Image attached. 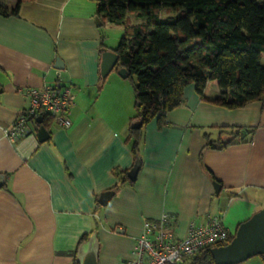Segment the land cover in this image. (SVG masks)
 <instances>
[{"label":"crops","instance_id":"1","mask_svg":"<svg viewBox=\"0 0 264 264\" xmlns=\"http://www.w3.org/2000/svg\"><path fill=\"white\" fill-rule=\"evenodd\" d=\"M97 16L95 0H31L18 14L0 16V264H74L82 236L94 231L99 264H125L145 222L164 213L183 238L191 222L213 216L235 233L264 209V103L229 109L203 100L194 84L164 125L148 122L135 183L120 185L119 173L136 156L129 131L123 133L129 116L122 122L117 112L119 83L111 75L118 69L101 75L102 52L116 47L106 44V21L99 16L98 25ZM58 84L74 94L72 127L32 122L30 135L10 142L4 128L29 106L26 88ZM219 94L209 82L206 96ZM232 129L240 135L221 147ZM108 190L115 194L102 206Z\"/></svg>","mask_w":264,"mask_h":264},{"label":"trees","instance_id":"2","mask_svg":"<svg viewBox=\"0 0 264 264\" xmlns=\"http://www.w3.org/2000/svg\"><path fill=\"white\" fill-rule=\"evenodd\" d=\"M27 1L31 0H18L10 6L8 0H0V16L18 14ZM95 1L103 21L123 27L118 46L111 49L119 56L115 70L125 68L129 79L136 77V118L142 117L144 123L157 117L159 126L164 125L166 114L183 104L190 84L203 100L229 109L253 101L264 103V0ZM164 8L176 13L161 17ZM130 15L143 21L134 23ZM209 82L220 90L214 99L206 96ZM37 123L45 128L52 125L45 114ZM235 129L225 132L231 140L224 144L220 139L221 147L238 138L241 130ZM142 136L141 129L130 128L135 156L139 155ZM119 174L121 186L135 183L127 172ZM91 234H84L81 243ZM234 237L235 233H230L228 242L220 245H227ZM213 247L200 251L189 264H215ZM74 264H79L76 259Z\"/></svg>","mask_w":264,"mask_h":264},{"label":"built area","instance_id":"3","mask_svg":"<svg viewBox=\"0 0 264 264\" xmlns=\"http://www.w3.org/2000/svg\"><path fill=\"white\" fill-rule=\"evenodd\" d=\"M25 95L29 106L4 128V135L10 142L30 135V124L37 123V118L44 114L58 128L72 127L75 98L71 87L60 84L28 87ZM172 218V214L164 213L157 220H147L125 264H189V260L203 249L228 242L231 232L221 216H213L204 224L191 222L183 238L173 231Z\"/></svg>","mask_w":264,"mask_h":264},{"label":"water","instance_id":"4","mask_svg":"<svg viewBox=\"0 0 264 264\" xmlns=\"http://www.w3.org/2000/svg\"><path fill=\"white\" fill-rule=\"evenodd\" d=\"M98 25H101L99 16L96 17ZM119 62L118 54L111 49H107L102 52L101 61V75L106 78L117 66ZM119 75L122 78L128 77V72L125 68L118 70ZM42 116L37 118V121L41 123ZM144 124L142 117L135 118L131 125V129H140ZM46 130L42 127L39 130V136L46 135ZM42 139V138H41ZM222 142L226 144L231 138L227 135H223ZM142 166V160L140 155L136 156L133 167L127 172V176L131 181H135ZM5 184V175L0 174V187ZM214 188L216 194H220L222 185L220 182H214ZM114 190H108L100 195L99 203L102 206L108 205L112 197L114 196ZM99 250L100 242L98 238V232L94 231L90 237L82 242L78 249L76 260L79 264H99ZM212 257L215 264H239L254 256H262L264 260V209L254 213L248 220L241 223L236 232L233 240L227 245L215 246L211 249Z\"/></svg>","mask_w":264,"mask_h":264},{"label":"rangeland","instance_id":"5","mask_svg":"<svg viewBox=\"0 0 264 264\" xmlns=\"http://www.w3.org/2000/svg\"><path fill=\"white\" fill-rule=\"evenodd\" d=\"M259 1L262 2L263 0H259ZM175 13L176 11L174 10L164 8L161 10L160 16L167 17ZM129 19L134 23L143 21L142 19L137 18L135 15H130ZM103 33L106 37V44L110 47H117L121 37L123 36V27L121 25L106 21V24L103 26ZM111 80H117V82L119 83V87L117 88H119V92H120L119 95L121 97L119 101H117V112L119 113L122 122L123 121L126 122V118L127 116H129L128 128L123 132L126 133V131H129L132 121L138 115V111L136 107L137 101L135 98V92L133 91L134 85L136 83V77L133 76L132 79L129 78L122 79L118 75V73L113 72L111 75ZM155 118L157 119V117H154L153 119ZM147 124L148 122L144 123L143 126L140 128L142 134L144 130H146Z\"/></svg>","mask_w":264,"mask_h":264}]
</instances>
